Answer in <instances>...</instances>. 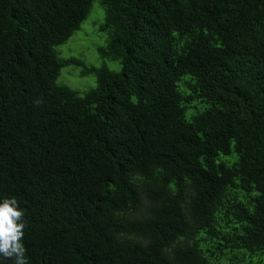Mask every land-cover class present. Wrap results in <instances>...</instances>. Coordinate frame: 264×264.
Here are the masks:
<instances>
[{"label": "trees", "instance_id": "obj_1", "mask_svg": "<svg viewBox=\"0 0 264 264\" xmlns=\"http://www.w3.org/2000/svg\"><path fill=\"white\" fill-rule=\"evenodd\" d=\"M90 4L0 0V200L29 264H264V0H99L116 74L54 54ZM65 66L95 87L54 85Z\"/></svg>", "mask_w": 264, "mask_h": 264}, {"label": "rangeland", "instance_id": "obj_2", "mask_svg": "<svg viewBox=\"0 0 264 264\" xmlns=\"http://www.w3.org/2000/svg\"><path fill=\"white\" fill-rule=\"evenodd\" d=\"M103 22V10L99 4V0H91L90 9L85 19L80 23L78 29L63 43L53 48L57 59H75L82 63L86 68H103L111 73H119L121 64L119 61H110L102 59L97 49L105 44L106 34L98 31V26ZM81 68L74 66H65L59 69L54 80V85L63 86L78 94H84L95 87V78L91 75L81 76ZM182 77L177 83L185 80ZM189 112L185 113L187 118ZM252 264H262L260 256L254 254L251 256ZM223 264H236L225 262ZM242 264H246L243 262Z\"/></svg>", "mask_w": 264, "mask_h": 264}, {"label": "clouds", "instance_id": "obj_3", "mask_svg": "<svg viewBox=\"0 0 264 264\" xmlns=\"http://www.w3.org/2000/svg\"><path fill=\"white\" fill-rule=\"evenodd\" d=\"M24 211L13 198L0 200V257L12 261V264H29L24 237Z\"/></svg>", "mask_w": 264, "mask_h": 264}]
</instances>
